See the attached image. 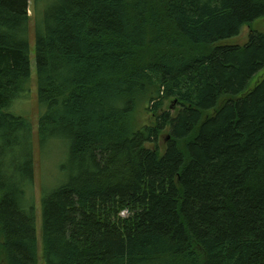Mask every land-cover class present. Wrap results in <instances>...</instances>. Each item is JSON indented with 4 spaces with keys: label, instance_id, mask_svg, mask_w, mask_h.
<instances>
[{
    "label": "trees",
    "instance_id": "trees-1",
    "mask_svg": "<svg viewBox=\"0 0 264 264\" xmlns=\"http://www.w3.org/2000/svg\"><path fill=\"white\" fill-rule=\"evenodd\" d=\"M262 19L264 0H0V264H264V33L228 44ZM32 41L36 131L14 112Z\"/></svg>",
    "mask_w": 264,
    "mask_h": 264
},
{
    "label": "rangeland",
    "instance_id": "rangeland-1",
    "mask_svg": "<svg viewBox=\"0 0 264 264\" xmlns=\"http://www.w3.org/2000/svg\"><path fill=\"white\" fill-rule=\"evenodd\" d=\"M33 0H30V6H32ZM31 17V39L33 40L34 36V21H33V12H30ZM252 31H258L264 33V19L255 22L252 27H244L240 36L228 41V44L231 45H240L244 46L249 41V37ZM31 79H30V94L24 98L20 103L17 104L14 112L17 114L29 117L35 123V131L37 130V122L40 117V105L38 99V88H37V66H36V51L35 45L32 41L31 46ZM264 79V71H262L250 84L249 91L253 90L255 86ZM164 110H172L174 115L179 111V107L174 106L172 101H167L164 107ZM66 144L61 142H52L48 146L44 147L43 153L40 150L38 144L36 146V159L39 164V168L36 174V198L39 202L41 195V188L43 185H49L50 189H54L59 186L63 180L64 172L62 171V166L65 163L67 150ZM40 209V211H39ZM38 235L41 240V207L38 206ZM42 249V247H41ZM40 249V254H41Z\"/></svg>",
    "mask_w": 264,
    "mask_h": 264
}]
</instances>
